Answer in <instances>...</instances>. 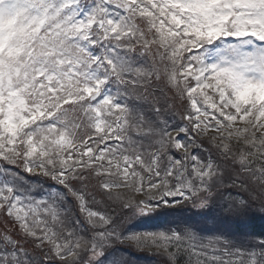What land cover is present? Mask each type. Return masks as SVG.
Returning a JSON list of instances; mask_svg holds the SVG:
<instances>
[{
	"label": "snow or ice",
	"instance_id": "1",
	"mask_svg": "<svg viewBox=\"0 0 264 264\" xmlns=\"http://www.w3.org/2000/svg\"><path fill=\"white\" fill-rule=\"evenodd\" d=\"M256 215L264 0H0V264H264Z\"/></svg>",
	"mask_w": 264,
	"mask_h": 264
},
{
	"label": "trees",
	"instance_id": "2",
	"mask_svg": "<svg viewBox=\"0 0 264 264\" xmlns=\"http://www.w3.org/2000/svg\"><path fill=\"white\" fill-rule=\"evenodd\" d=\"M88 3L91 4L92 0H82V3ZM179 119L178 117L176 118ZM223 194L225 197L228 196L229 192L231 195L235 196L237 192L239 191L238 188H227L223 189ZM176 217L180 216H191V212H180L177 210L175 213ZM174 216L169 215L166 211L161 214L160 216L147 221H141L138 222L135 227L137 228H145V227H157V226H164L167 224V222L171 219H173ZM246 226L250 230H253L257 233L264 232V217H260L259 215L252 216L246 221ZM234 229L240 230V228H243L244 225H241L239 227L233 226ZM130 255L129 258L132 260L133 264H159V257L150 254V253H139L135 252L134 250H129Z\"/></svg>",
	"mask_w": 264,
	"mask_h": 264
}]
</instances>
